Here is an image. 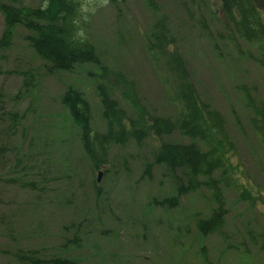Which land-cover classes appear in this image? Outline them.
Returning <instances> with one entry per match:
<instances>
[{
	"label": "rangeland",
	"instance_id": "rangeland-1",
	"mask_svg": "<svg viewBox=\"0 0 264 264\" xmlns=\"http://www.w3.org/2000/svg\"><path fill=\"white\" fill-rule=\"evenodd\" d=\"M155 1L158 14L146 0H120L118 6L82 0L78 23L84 18L87 25L80 34L90 37L105 64L133 81L141 104L169 115L171 75L143 43L156 18H167L173 47L185 58L202 98L225 119L224 131L233 142L225 176L230 172L238 182L222 191L221 232L203 237L193 219L196 213L207 218L216 207L208 201L206 186L182 195L177 207L152 206L158 197L175 193L166 168L150 165L152 148L163 137L105 148L95 143L99 159L87 154L61 99L68 86L81 90L92 109V136L104 133L97 93V84L106 83L102 71L92 64L51 71L26 39L29 31L17 25L11 47L0 48V106L5 103L4 111L21 116L12 138L9 122L0 120V264H33L34 256L52 255L80 264H264V143L246 116L248 93L259 103L255 107L264 108V62L254 58L259 50L226 23L222 0ZM4 23L0 11V39ZM27 76L32 80L25 88ZM18 178L23 182L13 180ZM244 189L256 197L254 205L242 199Z\"/></svg>",
	"mask_w": 264,
	"mask_h": 264
},
{
	"label": "trees",
	"instance_id": "trees-1",
	"mask_svg": "<svg viewBox=\"0 0 264 264\" xmlns=\"http://www.w3.org/2000/svg\"><path fill=\"white\" fill-rule=\"evenodd\" d=\"M109 1L118 5L120 0ZM146 1L157 14L156 1ZM257 4L258 0H222L221 8L227 22L233 24V30L243 36L250 46L257 48L259 51L256 56L261 58L264 55V22L261 19L263 11L257 8ZM81 6L82 0H42V4L36 8L16 7L1 2L0 11L5 23L0 48L11 47L14 29L22 25L30 32L26 39L35 52L50 64L51 71H74L83 64L99 66L106 79V83L97 84L106 127L104 133L92 136V109L81 90L68 86L61 99L70 118L81 131V142L87 154L94 160L99 159L94 149L95 143L105 148L112 144L122 145L129 140L140 143L146 139L163 137L164 140L152 148L154 161L150 165L166 168L165 175L173 183L175 193L158 197L153 207L172 208L182 195L196 190L200 192V187L206 186L210 193L208 201L213 204L217 202V205L207 218H200L201 214L196 213L193 219H196L203 237L213 232L220 233L225 214L222 191L238 182L230 172L225 176V172L230 169L226 162L234 149L233 142L224 131L225 119L211 102L202 98L192 82L185 58L177 47H173L174 36L169 31L167 18L159 15L143 38L149 56L161 64L167 75H171L170 87L167 89L171 93L172 111L169 115H162L153 113L148 106L141 104L133 81L105 64L90 37L81 36V30L86 29L87 25L84 18L82 24L78 23L82 15ZM89 73L96 76L93 71ZM31 80L29 76L24 78L25 88ZM0 97H4L2 93ZM4 105L0 106V120L9 122L7 135L12 138L16 135L21 116L17 112L4 111ZM257 110L264 114L262 107H257ZM260 133L264 136V129L261 128ZM13 150L16 149L13 147ZM2 152L0 147V154ZM17 170L15 165L14 172ZM147 175L150 176V171ZM13 180L23 182L20 178ZM97 192L100 193L99 190ZM241 196L254 205L256 197L251 191L244 189ZM34 258L33 264H80L76 259L62 255Z\"/></svg>",
	"mask_w": 264,
	"mask_h": 264
},
{
	"label": "flooded vegetation",
	"instance_id": "flooded-vegetation-1",
	"mask_svg": "<svg viewBox=\"0 0 264 264\" xmlns=\"http://www.w3.org/2000/svg\"><path fill=\"white\" fill-rule=\"evenodd\" d=\"M261 5L264 7V3L262 2ZM264 16V15H263ZM262 16V18H263ZM257 61L261 58H255ZM254 99H248L247 101V106H250L251 108H254ZM249 109V108H248ZM256 112V116L252 119V121L249 120L248 118V112H246V116L248 119V122L251 124V126L253 127L255 134L257 135V139L260 141H262L264 139V136L260 133L261 128L264 129V114H261L258 110L257 107H255ZM248 111V110H247ZM260 113V114H259ZM245 118V114L243 113V108L241 111V120H244ZM240 120V122H241ZM244 132V129H241V133Z\"/></svg>",
	"mask_w": 264,
	"mask_h": 264
},
{
	"label": "water",
	"instance_id": "water-1",
	"mask_svg": "<svg viewBox=\"0 0 264 264\" xmlns=\"http://www.w3.org/2000/svg\"><path fill=\"white\" fill-rule=\"evenodd\" d=\"M101 177H102V172H99L98 177H97V182H100Z\"/></svg>",
	"mask_w": 264,
	"mask_h": 264
}]
</instances>
